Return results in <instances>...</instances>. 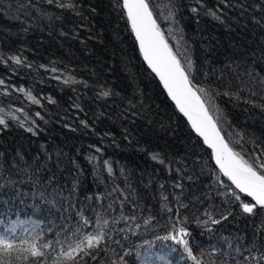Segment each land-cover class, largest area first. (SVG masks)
I'll return each instance as SVG.
<instances>
[{"label":"trees","instance_id":"1","mask_svg":"<svg viewBox=\"0 0 264 264\" xmlns=\"http://www.w3.org/2000/svg\"><path fill=\"white\" fill-rule=\"evenodd\" d=\"M149 3L225 142L264 161V0ZM0 81V235L52 242L47 264L101 229L66 264H195L183 227L201 264H264V209L243 212L121 0H0Z\"/></svg>","mask_w":264,"mask_h":264},{"label":"snow or ice","instance_id":"2","mask_svg":"<svg viewBox=\"0 0 264 264\" xmlns=\"http://www.w3.org/2000/svg\"><path fill=\"white\" fill-rule=\"evenodd\" d=\"M51 2L52 0H49V3ZM122 6L127 10L128 20L131 22L132 29L140 42L145 60L160 76L180 111L192 122V127L204 137L205 143L213 149L216 163L223 174L232 181L241 193H245L254 201V203L241 202L240 206L243 212L252 214L257 207L264 209V161L257 163L258 158H256L249 162L240 153L234 152L225 142L216 121L209 114L205 101L199 95L205 90L194 86L189 79V74L186 73L181 61L168 45L156 19L153 18L149 0H123ZM17 63H19L18 59ZM187 63L191 67V61ZM104 95L106 96L108 93L105 92ZM5 124L4 116L0 115V125ZM153 159L156 157L154 156ZM234 195L236 194L234 193ZM236 199H240L239 195H236ZM212 222L218 223L215 220ZM85 223L88 222L85 221ZM104 223L106 224L107 221ZM14 231V229H6L5 234L0 235V264H23L30 258L35 259V264H47L45 258L50 257L51 254L45 250L52 248V242L38 245L36 242L38 238L17 239L13 235ZM188 235L187 230L181 227L170 238L178 245H183L184 251L188 257L195 261V264H201V260L193 255L192 248L189 246ZM103 238L104 232L101 229L95 235L89 233L75 239L72 243H68L66 248L60 240H57L55 243L60 245V250L52 258V264H66V260L74 259V253L98 246Z\"/></svg>","mask_w":264,"mask_h":264},{"label":"water","instance_id":"3","mask_svg":"<svg viewBox=\"0 0 264 264\" xmlns=\"http://www.w3.org/2000/svg\"><path fill=\"white\" fill-rule=\"evenodd\" d=\"M122 4H123V0H122ZM125 12H126V14H127V10L125 9ZM128 18V17H127ZM153 18H154V16H153ZM155 19V18H154ZM128 22H129V25H130V28H131V30H132V32H133V35H134V37H135V40H136V43H137V46H138V49H139V51H140V53H141V55H142V57H143V59H144V61H145V63L147 64V66L152 70V72L155 74V76L158 78V80L160 81V83L162 84V86L165 88V90H166V92H167V94H168V96L172 99V97H171V95L169 94V92H168V89L164 86V82L160 79V76L152 69V67L149 65V63H148V61L147 60H145V58H144V54H143V52L141 51V48H140V42H139V40L137 39V37H136V34H135V32L133 31V29H132V26H131V22L128 20ZM194 85V84H193ZM195 86V85H194ZM200 95V94H199ZM201 96V95H200ZM201 99L203 100V98L201 97ZM172 101L175 103V105L177 106V104H176V101L175 100H173L172 99ZM205 105H206V103H205ZM206 107H207V105H206ZM177 108H178V106H177ZM179 109V108H178ZM180 110V109H179ZM181 112V111H180ZM184 116H185V118L187 119V121L189 122V124L191 125V128L193 129V131L199 136V137H201V139L203 140V142L205 143V141H204V137L203 136H201L197 131H196V129L195 128H193L192 127V122L188 119V117L183 113V112H181ZM209 114L211 115V113L209 112ZM212 116V115H211ZM212 118H213V116H212ZM214 119V118H213ZM217 124V123H216ZM217 127H218V125H217ZM219 128V127H218ZM220 130V129H219ZM220 134H221V136H222V133H221V131H220ZM210 149H211V152H212V155H213V158H214V161H215V163H216V158H215V155H214V151H213V149L207 144V143H205ZM216 165L219 167V165L216 163ZM219 169H220V167H219ZM239 190V189H238ZM240 191V190H239ZM251 198V197H250ZM252 199V198H251Z\"/></svg>","mask_w":264,"mask_h":264}]
</instances>
